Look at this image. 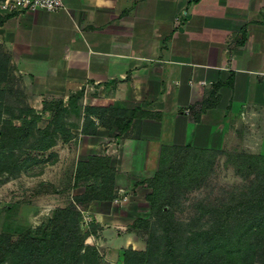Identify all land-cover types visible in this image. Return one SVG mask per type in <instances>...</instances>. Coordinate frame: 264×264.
Segmentation results:
<instances>
[{
  "label": "crops",
  "instance_id": "1",
  "mask_svg": "<svg viewBox=\"0 0 264 264\" xmlns=\"http://www.w3.org/2000/svg\"><path fill=\"white\" fill-rule=\"evenodd\" d=\"M0 39L29 107L44 117L54 112L45 107L52 98L68 109L82 101L67 151L52 148L56 177L66 174L65 160L73 162L70 188L81 186L74 176L82 144L113 160L122 144H140L144 168L176 144H241L264 153V0H66L55 11L8 14ZM94 97L136 111L130 127L121 131L89 112ZM128 180L118 170L115 191L128 190ZM98 201L85 210L102 226L95 242L121 264L125 249H144L146 240L130 222L95 210Z\"/></svg>",
  "mask_w": 264,
  "mask_h": 264
},
{
  "label": "rangeland",
  "instance_id": "2",
  "mask_svg": "<svg viewBox=\"0 0 264 264\" xmlns=\"http://www.w3.org/2000/svg\"><path fill=\"white\" fill-rule=\"evenodd\" d=\"M7 66L9 68L8 78L0 81V128L7 125L6 121H11L15 125L35 121L29 137L22 140L19 147L13 144L15 147L11 149L12 152H9L13 158L19 156V161L23 162L21 169L0 170V233H6L12 239H16L24 230L34 229L48 220L58 206L75 202V198L84 191L85 185L93 182L101 184L102 178L101 173H87V176L77 185H81L80 187L70 188L68 180L71 172L70 167L73 165L70 160L64 162L66 164L65 175L56 177L52 173V165L59 161V153L53 151L52 148L55 145H60L62 151H67V147L64 145V141L67 140H64L62 135L70 134V138L73 136L69 123L76 124L77 119L82 115V101L75 100V105L69 109L62 106V112L58 117V127L64 128V130L59 131L55 145L47 149L31 147L35 146V142L40 137L39 128L48 125L53 120L54 114L45 113L43 117V114L36 111L27 112L29 106L26 102L21 77L15 72L9 53L0 39V76L4 73V67L7 68ZM78 97L81 99V96ZM59 100L60 98L56 97L50 99L49 102H53V105L56 106ZM102 102L94 97L89 104L90 110L88 109V111L99 110V105ZM111 103L113 105V100ZM109 122L110 120L106 121V123ZM110 124L112 125V123ZM80 140L86 141L87 139L82 137ZM80 140L74 141L76 146H80ZM100 146L98 151L102 152L104 147L102 144ZM130 146L137 149V152H132ZM120 148V156L114 160L109 156L108 164L115 168L114 177L118 170L124 174L128 173L127 183L130 187L128 190L115 191L114 189L112 198L113 200L115 197L114 202L106 200L99 202L100 199H94L99 203L93 208L104 213L106 217L115 216L123 223L130 222L131 226L137 227L140 235L144 236L143 239L146 240L145 248L138 250L147 248L149 229L140 222L136 223V219L157 220L156 216H153L151 203L147 199V194L154 189H156V193L158 191L161 201L168 202L169 205L165 209L172 207L175 219L181 221L183 227L195 230L207 226L208 219L213 217L209 212L202 213L203 208H224L228 204L237 203L242 195L257 188L260 181L264 183V153L243 148L241 144H224L221 148L186 144L163 146L155 160V165L148 168L143 167L144 159L140 158L139 154L140 144L126 143L122 144ZM80 150L87 160L95 155L86 144H82ZM159 169L175 173V177L171 180L174 183L169 188L166 185L167 178H160L157 181L155 174ZM103 172L110 176V173L105 170ZM52 176L53 181L50 178ZM138 183H142L144 187L136 191L134 187ZM55 186L60 189H55ZM145 195L146 199H144ZM76 205L82 210V229L93 231V241L95 242V236H99L101 233V224L94 219V212H86L90 204L86 208H83L81 203L76 202ZM201 214L203 215L200 217ZM99 251L102 262L113 264L107 259L103 247H99ZM124 251L119 261L124 259ZM253 264H264V254H260Z\"/></svg>",
  "mask_w": 264,
  "mask_h": 264
},
{
  "label": "trees",
  "instance_id": "3",
  "mask_svg": "<svg viewBox=\"0 0 264 264\" xmlns=\"http://www.w3.org/2000/svg\"><path fill=\"white\" fill-rule=\"evenodd\" d=\"M7 16L0 12V26ZM8 70V66L4 67L0 81L8 78ZM101 102L95 113L103 123L108 126L115 124L121 131L130 127L136 111L113 107L111 100ZM62 106L63 99L56 106L53 102H46L45 107H54V117L44 128H39L40 137L31 147L47 149L56 144L59 131L64 130L58 127ZM108 109L110 113L106 116ZM27 110L35 112L31 107ZM107 120L110 122L106 123ZM6 122L7 125L0 128V170H19L23 162L19 161V156H10L9 152L29 137L35 121L23 125ZM62 138L68 140L70 134H63ZM109 160L107 155L95 154L78 162L74 185H79L87 173H101L102 183L85 185L75 202L58 206L48 220L34 229L24 230L16 239L0 233V264H105L99 256V247L93 241V231L81 227L82 210L76 202L86 208L94 199L113 198L115 168L108 164ZM104 170L110 176L103 174ZM174 174L159 169L155 177L157 181L167 178L169 188L174 183L171 182ZM256 187L252 189L255 193L252 190L245 193L237 203L224 208H203L202 213L209 212L213 217L208 219L207 226L195 230L183 227V223L175 219L173 208L165 209L168 202L161 201L154 189L147 194V199L157 220L136 219V223L140 222L149 229L147 248L125 249L123 264H253L260 254H264V183L260 181Z\"/></svg>",
  "mask_w": 264,
  "mask_h": 264
},
{
  "label": "built area",
  "instance_id": "4",
  "mask_svg": "<svg viewBox=\"0 0 264 264\" xmlns=\"http://www.w3.org/2000/svg\"><path fill=\"white\" fill-rule=\"evenodd\" d=\"M66 8V0H0V12L9 14L44 9L55 11Z\"/></svg>",
  "mask_w": 264,
  "mask_h": 264
}]
</instances>
